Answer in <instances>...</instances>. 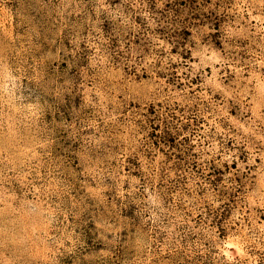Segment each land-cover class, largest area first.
<instances>
[{"label":"rangeland","instance_id":"rangeland-1","mask_svg":"<svg viewBox=\"0 0 264 264\" xmlns=\"http://www.w3.org/2000/svg\"><path fill=\"white\" fill-rule=\"evenodd\" d=\"M0 264H264V0H0Z\"/></svg>","mask_w":264,"mask_h":264}]
</instances>
